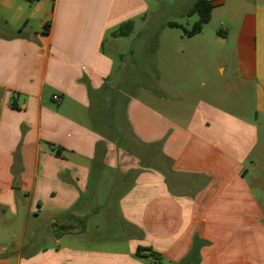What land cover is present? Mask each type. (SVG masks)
<instances>
[{
  "label": "crops",
  "instance_id": "1",
  "mask_svg": "<svg viewBox=\"0 0 264 264\" xmlns=\"http://www.w3.org/2000/svg\"><path fill=\"white\" fill-rule=\"evenodd\" d=\"M209 1L186 47L195 2L0 0V264H264V0ZM106 169L126 236L92 247Z\"/></svg>",
  "mask_w": 264,
  "mask_h": 264
},
{
  "label": "rangeland",
  "instance_id": "2",
  "mask_svg": "<svg viewBox=\"0 0 264 264\" xmlns=\"http://www.w3.org/2000/svg\"><path fill=\"white\" fill-rule=\"evenodd\" d=\"M169 1V0H164ZM196 0H173V3L175 6H185L190 7ZM196 3V2H195ZM156 8H158V13L156 16H151L149 25L157 26L164 20V9L165 6L161 3H158L156 5ZM199 15H187L184 17V19L181 21V25L186 30H191L195 24L196 21L199 20ZM142 24H140L141 26ZM161 30V29H160ZM217 31V22L213 21V23L209 24L207 27H205V34L203 37L198 38H187L184 37V40L187 42L186 47H193L195 46L196 42L198 40H213L215 34ZM169 32V31H166ZM174 32L178 36H184L183 30L180 28L179 31H171ZM160 34H163V32ZM166 34V33H165ZM161 37V36H160ZM142 92V91H141ZM140 92V93H141ZM124 129V136L130 137V133L125 125H123L122 130ZM131 139V138H130ZM133 142V141H132ZM138 153L135 150L136 153L139 155L141 159H143L144 162H147L150 160V157H153L157 154V152L154 151V149H147L146 146H137ZM149 157V158H148ZM152 160V159H151ZM132 164H134L135 159L130 160ZM140 161V165H143ZM129 164V163H128ZM135 165V164H134ZM127 168V167H126ZM125 170V169H124ZM131 172L125 173L123 177H121L120 172L111 171L109 169H106V172L103 176H100L99 178L94 175L92 178V185L96 186V189L92 192L88 191L84 199H82V203H90L93 206L98 204V208H95V214L92 215L91 219L89 220V224L87 226V230L90 233V235L93 236V238L89 239L86 242V245L92 246V247H103L108 245L109 243L114 244L115 242L119 241L121 238H124L126 236L125 230L122 227V222L119 218V207L118 202L120 198L123 196L125 191L129 188V185L131 183L132 177L134 173L130 174ZM90 236V237H92ZM41 246L46 245V242H41Z\"/></svg>",
  "mask_w": 264,
  "mask_h": 264
},
{
  "label": "trees",
  "instance_id": "3",
  "mask_svg": "<svg viewBox=\"0 0 264 264\" xmlns=\"http://www.w3.org/2000/svg\"><path fill=\"white\" fill-rule=\"evenodd\" d=\"M214 6L212 5L211 1L209 0H197L194 4L193 8L188 12V15H199V20L194 24L193 28L191 30H186L182 26H179L175 23H170V27H176L181 28L184 32V35L186 37H194L198 34H200L204 28L205 25H207L210 22L211 18V12L213 10ZM143 251L141 248H139L138 253H141Z\"/></svg>",
  "mask_w": 264,
  "mask_h": 264
},
{
  "label": "water",
  "instance_id": "4",
  "mask_svg": "<svg viewBox=\"0 0 264 264\" xmlns=\"http://www.w3.org/2000/svg\"><path fill=\"white\" fill-rule=\"evenodd\" d=\"M56 226L60 228V226H58V225H56ZM63 229H66V228H63Z\"/></svg>",
  "mask_w": 264,
  "mask_h": 264
},
{
  "label": "built area",
  "instance_id": "5",
  "mask_svg": "<svg viewBox=\"0 0 264 264\" xmlns=\"http://www.w3.org/2000/svg\"><path fill=\"white\" fill-rule=\"evenodd\" d=\"M56 98V97H55Z\"/></svg>",
  "mask_w": 264,
  "mask_h": 264
}]
</instances>
